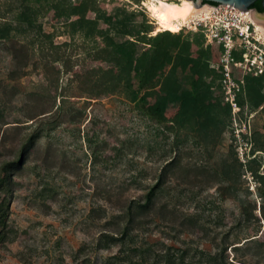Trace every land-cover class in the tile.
Wrapping results in <instances>:
<instances>
[{"label": "rangeland", "instance_id": "1", "mask_svg": "<svg viewBox=\"0 0 264 264\" xmlns=\"http://www.w3.org/2000/svg\"><path fill=\"white\" fill-rule=\"evenodd\" d=\"M125 1L104 0L101 7L111 10ZM54 42H71L63 67L44 63L20 43H0V166L15 160L26 136L45 123L14 177L11 241L0 246V264H115L120 245L102 234L119 232L130 199L141 198L171 160L157 207L166 204L197 225L179 230L177 219H162L156 210L134 237L136 247L153 250L147 264L155 254L186 247L196 257L192 264H205L199 251L219 249L227 264H264L262 204L251 173L235 162L242 163L238 152L261 141L264 113L247 109L245 139L228 130L206 145L193 134H177L172 123L154 122L143 103L121 94L89 98L87 75L99 78L108 69L104 51L79 37L62 35ZM254 156L263 174L264 154ZM229 185L245 203L247 218L226 191Z\"/></svg>", "mask_w": 264, "mask_h": 264}, {"label": "trees", "instance_id": "2", "mask_svg": "<svg viewBox=\"0 0 264 264\" xmlns=\"http://www.w3.org/2000/svg\"><path fill=\"white\" fill-rule=\"evenodd\" d=\"M103 2L0 0V43H20L44 63L63 67L71 42L67 46L56 45V37L65 35L72 41L75 37L94 41L98 49L104 51L108 69L99 78L87 75L89 98L121 94L130 103H143L147 115L154 122L172 123L169 128L175 129L177 134H193L206 145H215L226 131L232 132L230 108L222 104L221 74L211 68L220 48L205 46L200 32L161 31L154 34V21L141 7V0L130 1L141 8H133L130 2L125 1L111 10L101 7ZM48 17L52 23L45 28L44 21ZM212 88H215L213 92ZM238 102L241 106L246 105L249 112L264 113V74L245 77ZM172 112L174 118L171 121L168 117ZM44 125L42 122L26 136L15 160L0 166V246L11 241L9 218L15 196L14 177L21 171L25 156L35 146ZM253 136L255 138V133ZM255 152L264 154V134L258 146H251L245 164L238 163L236 158L235 162L239 169L251 173L264 215V173H259L261 164L256 156L250 158ZM174 165V160L168 162L155 184L141 198L130 199L119 232L102 234L105 241L120 245V254L113 258L115 264H147V257L151 258L153 250L136 247L134 237L137 229L147 224L156 210L163 215L162 219L166 214L177 219L179 230H190L197 225L195 219L176 215L166 204L157 207L165 178ZM225 189L238 202L241 217L247 218L249 212L236 187L229 185ZM238 249L239 246L234 247L235 251ZM223 252L220 249L216 254L199 251V263L227 264ZM164 253L155 254L153 264H192L196 258L189 247L175 253Z\"/></svg>", "mask_w": 264, "mask_h": 264}, {"label": "built area", "instance_id": "3", "mask_svg": "<svg viewBox=\"0 0 264 264\" xmlns=\"http://www.w3.org/2000/svg\"><path fill=\"white\" fill-rule=\"evenodd\" d=\"M188 1L192 4V1ZM192 8L194 13L186 18L178 32H200L205 46L220 48L211 68L221 74L219 85L222 104L230 108L234 139L240 136L245 139L249 126L242 116L247 114L248 108L246 105L241 106L238 98L243 92L246 76L264 74V34L249 9L240 10L229 4L210 3H204L197 9ZM211 90L213 92L215 88ZM248 153L238 152L242 164L249 158Z\"/></svg>", "mask_w": 264, "mask_h": 264}, {"label": "bare ground", "instance_id": "4", "mask_svg": "<svg viewBox=\"0 0 264 264\" xmlns=\"http://www.w3.org/2000/svg\"><path fill=\"white\" fill-rule=\"evenodd\" d=\"M147 7L150 15L156 20L157 31L178 32L186 18L194 13L192 4L188 0H181L180 4L169 3L166 0H149ZM253 17L264 34V16Z\"/></svg>", "mask_w": 264, "mask_h": 264}, {"label": "water", "instance_id": "5", "mask_svg": "<svg viewBox=\"0 0 264 264\" xmlns=\"http://www.w3.org/2000/svg\"><path fill=\"white\" fill-rule=\"evenodd\" d=\"M192 1V6L194 8H200L204 3H214V4H229L240 10H248L250 6L256 2L260 1L261 7L264 11V0H190Z\"/></svg>", "mask_w": 264, "mask_h": 264}, {"label": "flooded vegetation", "instance_id": "6", "mask_svg": "<svg viewBox=\"0 0 264 264\" xmlns=\"http://www.w3.org/2000/svg\"><path fill=\"white\" fill-rule=\"evenodd\" d=\"M258 7L262 8V7H261V3H260V1H256V2H254V3L250 6L249 10H251L253 16H254V15H256V16H264V11H263V9H262V11H259V10H258V9H259Z\"/></svg>", "mask_w": 264, "mask_h": 264}, {"label": "crops", "instance_id": "7", "mask_svg": "<svg viewBox=\"0 0 264 264\" xmlns=\"http://www.w3.org/2000/svg\"><path fill=\"white\" fill-rule=\"evenodd\" d=\"M167 1V0H166ZM126 2H130V1H126ZM149 2V0H141V5L146 9V10H148V7H147V3ZM167 2H169V3H175V4H180V2L181 1H175V0H168ZM131 3V2H130ZM131 5L134 7V6H137L136 4H133V3H131ZM149 11V10H148ZM148 13H150V12H148ZM155 20V19H154ZM156 21V20H155Z\"/></svg>", "mask_w": 264, "mask_h": 264}]
</instances>
